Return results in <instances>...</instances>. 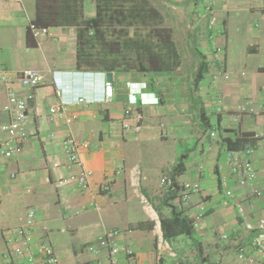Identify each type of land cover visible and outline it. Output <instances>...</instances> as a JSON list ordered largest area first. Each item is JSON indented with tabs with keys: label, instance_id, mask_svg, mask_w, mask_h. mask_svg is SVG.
I'll return each instance as SVG.
<instances>
[{
	"label": "crops",
	"instance_id": "0c3cea01",
	"mask_svg": "<svg viewBox=\"0 0 264 264\" xmlns=\"http://www.w3.org/2000/svg\"><path fill=\"white\" fill-rule=\"evenodd\" d=\"M61 1L0 0V139L5 135L1 125L8 120L3 109L7 89L12 87L22 96L32 92L15 79L17 71L32 67L42 75L35 99L29 102L30 134L23 152L0 161V264H24L26 255L14 253L8 236L29 209L36 211L29 252L40 259L38 240L44 239L55 249L58 264H110L108 248L101 247L98 253L89 248L105 231L115 229L120 230L112 237L120 246L118 264L159 260L160 264H245L238 260L237 251L243 247L252 252L253 234L245 228L237 203L251 219L264 216V197L254 195L248 183H240L243 164L250 161L257 172L254 184L264 187V0H219L216 12L224 31L215 39L210 37L208 19L199 15L204 0L197 5L186 0L193 5L191 43H182L179 67L168 73L110 71L114 97L109 102L102 100L108 72L77 66L79 27L58 21ZM85 2L89 18L95 7L93 0ZM31 20L49 26L54 37L36 40L28 30ZM252 20L258 22L254 28ZM234 26L238 29L231 33ZM236 33H243L245 43H231L235 47L229 48V37L236 40ZM214 42L224 45L223 64L211 58ZM188 46L195 51L192 58L185 57ZM198 52L209 66L195 83ZM2 74L13 79L4 82ZM58 86L70 102L69 113L78 115L70 129L92 172L87 191L57 184L58 178L72 171L61 144L68 128L62 119L49 117L50 105L58 100ZM141 89L147 94L142 96ZM134 92L136 103H131ZM79 96L92 102L78 104ZM128 107L132 114L144 115L138 139L123 126L126 119L133 121L126 117ZM33 130H38L36 135ZM226 137L242 143L240 149L231 150L233 165L226 158ZM180 160L186 169L176 178L201 186L200 192L191 194L188 206L177 197L169 198L170 188L161 183ZM137 165L143 191L159 215L169 216L171 205L188 218L198 206L205 209L193 237L178 235L170 241L177 258L163 254L159 259L154 222L130 183V172ZM223 179L233 191L230 199L224 194ZM105 185L109 188L104 189ZM128 250L133 253L128 255Z\"/></svg>",
	"mask_w": 264,
	"mask_h": 264
},
{
	"label": "built area",
	"instance_id": "2783aa9c",
	"mask_svg": "<svg viewBox=\"0 0 264 264\" xmlns=\"http://www.w3.org/2000/svg\"><path fill=\"white\" fill-rule=\"evenodd\" d=\"M218 2L219 0H204L199 8V15L208 19V28L211 33L210 37L213 39L222 35L224 31L223 27L220 26L217 17L216 6ZM28 30L38 41L45 36L54 37V33L49 26L38 25L33 20L29 22ZM214 43L211 58L212 60L223 64L225 56L224 45L218 42ZM224 77L227 79L230 78L228 73H224ZM12 79L13 78L7 74H2L1 76V80L4 82H9ZM15 79L22 86L32 88V92L26 96H22L12 87L7 89V101L4 104L3 109L8 114V120L1 125V129L5 135L0 139V161L3 159L16 158L23 152L24 141L30 134L27 129L30 120L29 102L35 99V91L41 85L42 75L37 69L26 67L17 71ZM57 92L58 100L50 105L49 117L52 120L62 119L68 128L67 133L61 140V144L64 155L67 158L68 166L72 169L68 175L58 178L57 184L59 186H67L71 184L76 186L80 191H87L91 187L90 177L92 172L85 166L80 153V142L70 129L72 123L78 119V115L69 113L68 106L70 105V102L62 96L61 86H58ZM136 93L134 92L132 94L134 99L130 100L131 103H136ZM113 97L114 85L112 81L106 80L104 82L102 100L109 102ZM91 102L92 100L83 96H79L77 99V103L84 106H88ZM154 103H158L157 97ZM125 114L127 118L129 116L133 117V121L126 119L123 124L124 129L126 132L131 133L132 138L138 139L142 129L143 113L141 111H136L132 114L131 108L128 107ZM37 132L38 130H33V134L36 135ZM211 135H214V133L212 132ZM248 152H250V150H248ZM226 158L230 165L234 164L233 152L231 150H227ZM55 165L58 166V163H55ZM242 168L244 175L240 179V183L242 185L248 183L254 195L264 197V187H258L254 184V181L257 178V172L252 163L246 161ZM12 176L14 177L15 174L13 173ZM130 183L132 190L141 202L144 211L154 222V228L156 230V248L159 254V259L163 254H167L172 258H177L179 256L177 250L174 249L170 240L166 238L163 233L161 219L158 212L154 208L150 198L143 191L138 165L133 167L130 172ZM161 183L167 188H170V190L172 189L173 191H176L178 202L183 206H188L191 194L198 193L201 190V186L198 182L179 181L177 178H171V176L163 177ZM222 186L225 188L224 194L226 198H232L233 191L229 188L226 179H223ZM103 188L108 189L109 187L108 185H105ZM237 207L245 228L253 234L251 242L252 252L241 247L237 251V258L245 264H264V216H260L257 219H251L240 203H237ZM204 213V207L198 206L189 217L195 231H199L201 227L200 222ZM35 223L36 211L34 209H29L26 216L22 219L20 226L15 230H12L8 236L9 242L14 244V253L19 256L26 255L24 264H58V256L55 249L44 239L38 240V249L41 253L40 259L37 258L33 252H29L31 251L30 247L33 244ZM44 229H46L45 226ZM119 233L120 230L118 229L105 231L98 237V243L90 246V251L98 253L101 247L108 248V259L110 264H118L120 246L117 241L112 239V237ZM222 238L228 239V235L223 234ZM132 253V250L127 251L128 255H131ZM159 261L156 264H160ZM93 264H102V262L97 261Z\"/></svg>",
	"mask_w": 264,
	"mask_h": 264
},
{
	"label": "trees",
	"instance_id": "16d2710c",
	"mask_svg": "<svg viewBox=\"0 0 264 264\" xmlns=\"http://www.w3.org/2000/svg\"><path fill=\"white\" fill-rule=\"evenodd\" d=\"M193 1L197 5L200 0ZM61 3L58 21L79 27L78 67L139 73H168L179 67L184 54L183 44L176 38L174 28L167 24L168 9L161 1L156 4L155 0H93L95 13L89 18L85 16V0H62ZM199 56L193 71L195 83L202 80L209 66L205 56L202 53ZM224 142L232 151L242 147L240 140L230 137L224 138ZM185 169L180 160L173 167L171 178L175 179ZM166 195L173 199L177 197L172 189ZM159 216L163 233L170 241L178 235L193 237L191 220L178 206L171 205L169 216Z\"/></svg>",
	"mask_w": 264,
	"mask_h": 264
},
{
	"label": "rangeland",
	"instance_id": "374dc122",
	"mask_svg": "<svg viewBox=\"0 0 264 264\" xmlns=\"http://www.w3.org/2000/svg\"><path fill=\"white\" fill-rule=\"evenodd\" d=\"M162 2L167 6L166 9V22L168 25L172 26L174 28V32L176 35V38L180 40L183 44L189 45L191 43L190 39V32H191V17H192V4L191 2L186 0H181L180 3H171L164 0H155V3L158 4L159 2ZM252 27L254 28L255 25L258 23L257 20H252ZM238 27L234 26L231 28V33L235 30H237ZM240 33H236L235 37L236 40L231 36L229 37V48H234L235 46L231 43H235L237 45H243L245 43V38H242ZM195 52V51H194ZM193 49L191 50L190 46L187 47L185 50V57L186 58H192L194 57Z\"/></svg>",
	"mask_w": 264,
	"mask_h": 264
},
{
	"label": "water",
	"instance_id": "95a60500",
	"mask_svg": "<svg viewBox=\"0 0 264 264\" xmlns=\"http://www.w3.org/2000/svg\"><path fill=\"white\" fill-rule=\"evenodd\" d=\"M106 78L108 81H111L113 79V73L112 72L106 73Z\"/></svg>",
	"mask_w": 264,
	"mask_h": 264
},
{
	"label": "clouds",
	"instance_id": "9594fccd",
	"mask_svg": "<svg viewBox=\"0 0 264 264\" xmlns=\"http://www.w3.org/2000/svg\"><path fill=\"white\" fill-rule=\"evenodd\" d=\"M139 93H140V94H143V95H144V94H147V92L143 91L142 89L139 91ZM148 93H149V92H148ZM149 94H154V93L150 92ZM143 95H142V96H143Z\"/></svg>",
	"mask_w": 264,
	"mask_h": 264
}]
</instances>
